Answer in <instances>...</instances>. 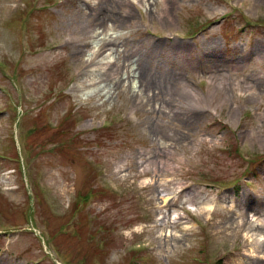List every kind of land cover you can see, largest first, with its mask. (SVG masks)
<instances>
[{"label": "rangeland", "instance_id": "1", "mask_svg": "<svg viewBox=\"0 0 264 264\" xmlns=\"http://www.w3.org/2000/svg\"><path fill=\"white\" fill-rule=\"evenodd\" d=\"M109 1L0 0V264H264V0Z\"/></svg>", "mask_w": 264, "mask_h": 264}, {"label": "bare ground", "instance_id": "2", "mask_svg": "<svg viewBox=\"0 0 264 264\" xmlns=\"http://www.w3.org/2000/svg\"><path fill=\"white\" fill-rule=\"evenodd\" d=\"M145 1V0H144ZM119 3V1L118 0H110L109 2H108V5H109V7L107 6V12H113V6H115V7H117L118 8V4ZM134 4V3H133ZM168 6V3L165 1V10H164V13H166L167 15H168V11H167V7ZM111 7V8H110ZM134 12V11H133ZM106 14V13H105ZM165 17H167V16H165ZM121 18L123 19H125V20H132V18H135V15L133 14V13H129V14H127L126 16H121ZM98 19L100 20L101 19V16L100 17H98ZM115 45V40H109V42L107 43V47H106V49L105 48H103L102 50H99V53H102V52H105V51H109V47L110 46H114ZM95 50L96 49H94V52H95ZM95 55V54H94ZM146 62H147V60H145ZM140 64L141 65H139L140 66V79H142V80H146V78H147V70H146V68H145V66H143V62L142 61H140ZM99 79V78H98ZM96 84H98V82H95V79H91L90 80V82H89V84H88V86H90V87H94ZM151 87V86H150ZM264 228V227H263ZM261 239H262V237H261ZM262 245V243L260 244V246ZM262 248H264V246L262 245L261 246ZM261 251H262V249L261 248H258V249H255V252H256V254H260L261 253Z\"/></svg>", "mask_w": 264, "mask_h": 264}]
</instances>
